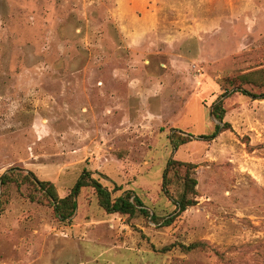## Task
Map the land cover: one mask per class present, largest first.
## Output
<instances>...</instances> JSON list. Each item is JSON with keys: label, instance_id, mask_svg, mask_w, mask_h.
<instances>
[{"label": "rangeland", "instance_id": "1", "mask_svg": "<svg viewBox=\"0 0 264 264\" xmlns=\"http://www.w3.org/2000/svg\"><path fill=\"white\" fill-rule=\"evenodd\" d=\"M239 87L264 92V0H0V264H264V99ZM170 160L198 182L170 226L91 188L60 223L25 179L64 198L87 169L163 219Z\"/></svg>", "mask_w": 264, "mask_h": 264}, {"label": "trees", "instance_id": "2", "mask_svg": "<svg viewBox=\"0 0 264 264\" xmlns=\"http://www.w3.org/2000/svg\"><path fill=\"white\" fill-rule=\"evenodd\" d=\"M236 92L245 96H249L253 99H264V92L255 94L241 87L237 88ZM225 95H227V93H225ZM213 114L219 121V124L216 125L215 130L211 135L200 136L203 139H215L220 133L228 130L230 127L228 123H223L222 110H220V112H217L215 110ZM181 142L184 144L187 142V140L183 139L181 140ZM173 166H179L180 168L184 169V171L182 170L183 174H179V181L182 183V191L177 198H175L173 196V193L171 192L173 180L171 176H169V172L174 170L172 168ZM194 168L195 166L190 163H183L174 160H170L168 162L166 171L164 173L163 190L174 200L176 204V210L173 215L163 219H160L155 213H152L144 204V202L133 191H124L120 196L113 198V193L121 191L122 188L118 187L110 191L107 187L103 186L99 180L94 178L93 173H91L87 169L83 170V173L76 181L70 193L64 198H61L59 196L57 189L53 183L37 179V177L32 172H29V174L25 176V179H27L28 184H32L35 187L36 191L41 195L40 197H32V200L41 203H47L53 209L54 217L60 223L71 222L72 218L78 210L77 199L82 189L91 188L95 191L100 206L106 211L107 214H120L133 217L139 213L141 216H145L151 221L158 222L161 220L163 226H170L175 217L185 212L188 208L193 207L197 204L195 196L198 182L194 177ZM12 179H14L13 176L4 174L1 177L0 181L2 185H6L7 183H10ZM195 247H197V244L191 245L190 247L186 248L194 249ZM186 248L182 249L185 250ZM170 250V247L164 248L163 252H167Z\"/></svg>", "mask_w": 264, "mask_h": 264}]
</instances>
